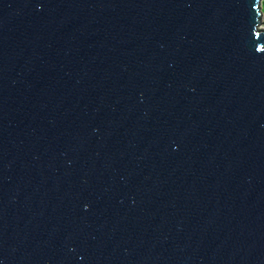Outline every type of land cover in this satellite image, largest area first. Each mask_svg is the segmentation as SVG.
<instances>
[{"label":"water","instance_id":"water-1","mask_svg":"<svg viewBox=\"0 0 264 264\" xmlns=\"http://www.w3.org/2000/svg\"><path fill=\"white\" fill-rule=\"evenodd\" d=\"M261 0H0V264H264Z\"/></svg>","mask_w":264,"mask_h":264},{"label":"rangeland","instance_id":"rangeland-1","mask_svg":"<svg viewBox=\"0 0 264 264\" xmlns=\"http://www.w3.org/2000/svg\"><path fill=\"white\" fill-rule=\"evenodd\" d=\"M261 11H262V14H263V17H261L262 18V23H261V26H260V28L261 29H264V0H261Z\"/></svg>","mask_w":264,"mask_h":264}]
</instances>
